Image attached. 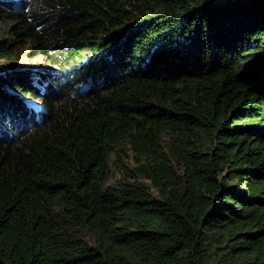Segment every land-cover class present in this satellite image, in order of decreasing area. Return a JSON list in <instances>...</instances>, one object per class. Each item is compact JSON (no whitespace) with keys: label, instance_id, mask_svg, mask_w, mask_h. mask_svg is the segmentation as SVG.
<instances>
[{"label":"trees","instance_id":"1","mask_svg":"<svg viewBox=\"0 0 264 264\" xmlns=\"http://www.w3.org/2000/svg\"><path fill=\"white\" fill-rule=\"evenodd\" d=\"M0 58V264H264V0H0Z\"/></svg>","mask_w":264,"mask_h":264},{"label":"rangeland","instance_id":"2","mask_svg":"<svg viewBox=\"0 0 264 264\" xmlns=\"http://www.w3.org/2000/svg\"><path fill=\"white\" fill-rule=\"evenodd\" d=\"M7 24L3 25V30H7ZM84 55L86 53L82 52ZM64 54L63 57L61 56L60 58H54L51 57L50 61L51 62H55L58 65H63L64 67H67L68 65L73 64V58L72 56H70L68 52H64L62 53ZM46 60H49V58L46 55H37L34 56L32 58H26L24 57L22 60L17 61V60H13V61H9L8 64L6 65L7 67H11V68H15L18 70H36V65L39 64L40 62H44ZM6 62L5 59H1L0 58V68L4 67L1 64ZM52 70H58V67L50 65ZM74 88V86H73ZM120 154H121V158L123 159L124 163H127L130 166H134V158H133V152L129 149V144L124 142V144H122V147L120 148Z\"/></svg>","mask_w":264,"mask_h":264}]
</instances>
